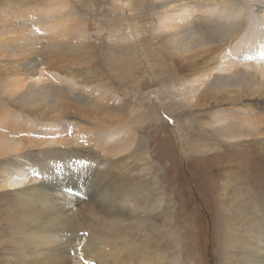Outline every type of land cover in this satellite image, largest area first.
Returning <instances> with one entry per match:
<instances>
[{"label": "rangeland", "instance_id": "1", "mask_svg": "<svg viewBox=\"0 0 264 264\" xmlns=\"http://www.w3.org/2000/svg\"><path fill=\"white\" fill-rule=\"evenodd\" d=\"M161 1L0 0V117L31 145L1 154L0 175L19 156L30 177L40 168L55 176L84 167L97 182L92 197L73 191L50 198L54 220L75 214L51 227L49 264H67L54 250L59 240L95 231L88 248L97 250L96 264H114L117 256L122 264L134 247L132 263L157 264L142 250L148 240L161 241L164 264H264V57H256L264 39L249 35L252 27L262 39L264 2L232 0L234 9L224 0H168L172 7L164 10ZM214 18L226 35L209 41L205 23ZM181 30V45H172ZM248 35L250 54L238 49ZM27 93L32 107L18 108ZM115 122L131 142L106 155L101 148L125 131L103 146L99 129ZM16 172L24 179L21 168ZM126 184L136 190L135 206ZM97 191L116 205H96ZM0 192V264H32L40 250L28 234L40 223L18 232L10 214L15 193ZM72 243L67 251L76 258Z\"/></svg>", "mask_w": 264, "mask_h": 264}, {"label": "bare ground", "instance_id": "2", "mask_svg": "<svg viewBox=\"0 0 264 264\" xmlns=\"http://www.w3.org/2000/svg\"><path fill=\"white\" fill-rule=\"evenodd\" d=\"M169 1H171V0H169ZM169 1L168 0H162L161 1L162 3L160 4L159 7L163 8L165 10L171 6V2H176L177 0H172L171 2H169ZM203 1L206 3H209L211 1L215 2L216 0H203ZM231 1L232 0H224V2H226V5H228L230 7L233 6L234 9L237 8L238 5H236V7L234 6L236 4V1H234V3ZM253 1H254V3H256V2L261 3V0H253ZM262 2H264V0H262ZM51 5H52V3H51ZM254 5H257V4H254ZM258 9H259V7H256V10H258ZM260 11L262 14H264V10H260ZM205 24H206V27L210 30L208 33V37H207L209 41H212V38L215 39L219 36H225L226 35V33L222 29L224 26V23L221 22V20H218V22H217V18H214L213 20H211V22L208 21ZM228 25H236L237 27H239L235 23H230ZM234 30H235V28H234ZM184 31H185V29H184ZM237 32L236 33L234 32L235 33L234 37L238 36ZM256 32H257V35L259 37L257 40V43H258L264 39V34H263L262 39H261L259 32L256 31V29L252 30V27H250V32H249L250 36L251 35L254 36L255 35L254 33H256ZM180 33H184V32H182V30L177 31V32L175 31L174 34L171 35V37H172L171 44L172 45H174V46H176V44L179 46L181 45ZM187 34L185 33L184 35L186 36ZM203 35H205V34H203ZM229 35H230V33H229ZM249 35H248V38H250ZM232 37L233 36H231V38ZM199 39L201 40V38H198V40ZM183 43H185V42H183ZM256 47H258V45ZM180 49H182V48H180ZM183 49H185V48H183ZM213 51H215V50H213ZM252 51L255 52V50L253 48H252ZM216 53H217V50H216ZM259 56H260V58H263L264 52L259 53L256 57L258 58ZM209 57H211V56H209ZM211 59L213 60V57H211ZM203 60H205V59H203ZM212 60H211V63H213V61H214V60L213 61ZM202 63L207 64V62H202ZM262 63H264V61ZM198 67H195L192 70L197 71L196 69ZM262 67H264V65ZM15 74H18V73H15ZM239 75H241V74H239ZM239 75L236 74L235 78L238 80H240V78H244L243 75L240 77H239ZM241 80L243 81L244 79H241ZM53 98L55 100L59 101V99L61 97L56 96ZM61 100H62V98H61ZM59 102L64 103L65 99L62 101H59ZM16 105L18 108H22V109L28 108V107L31 108L32 107L31 95L28 93L23 94V98L19 99L18 102L16 103ZM7 115H9V114H7ZM5 118H6V116H5ZM5 118L0 117V123L4 129V131L0 130V145H3V147L0 146V156H1V154L6 156L11 151H17L18 153H21L27 147V145L31 146L30 143L26 144L24 142V139H27V140H29V139L25 136H20L19 133L16 132V130H13V125H11ZM122 128H123V126L121 124L115 122V123H109V125H107V126H102L99 129L98 135L99 134H105L104 140L102 139L103 143L101 142L103 144V146L105 145L104 142L105 143L107 142L105 140L106 138L110 139V137H113L116 134H120V131H125V134L123 135V137L119 141L115 142L112 145V147H110V148L108 147V149H106L107 147L104 146L106 148H104V147L101 148L102 152H104L106 155L118 154V153L126 150L129 147V144L131 142V140L129 138L130 133L127 129L120 130ZM10 135L12 137H13V135H15V136L17 135L18 138L14 137L13 139H11ZM99 139L97 136V140H99ZM92 140L95 142L94 137L92 138ZM46 141H47V143L51 142V140H49V141L46 140ZM101 145H100V147H101ZM205 146H207V145L197 146V147H194V149H196V151L201 152V151H203ZM17 159H18V161H20V163H17V162L6 163L3 167V169H1L2 173L0 175V191L11 190L15 193L14 194L15 199L12 202L13 209L10 212V214L13 217V219L17 222L16 229L18 232H20L22 229H24L25 231L28 230L29 226L33 223H37V222L40 223L41 227H37V229L35 231L29 232V234H28L29 240L32 241L33 244H35L37 242L39 245V250H40L38 252V256L36 257V259H32L31 263L32 264H49V260L51 258L50 245L52 243V237H53V233H51V230H50L51 227L52 226H58V225L62 224V220L70 221L69 217L71 216V214H75L74 211H71L64 216L59 214V217L62 219L61 222L56 218L54 220L52 217V213H49L50 207L52 206V202L50 201V198H54V197L58 196L60 193H68L69 194V192H73V191H75V193L77 195L76 198H78V199L83 200L87 197H92V195L90 193L97 187V182H96L95 177H94V172L92 170H90V168H84L83 167L82 170L73 169V171H72L73 174H70V171H68L67 169H61V170H59L58 175L52 176L53 171L51 173H50V171H47L48 169L41 171V168H40L39 172H35V170H33L32 175L30 177L29 175H25V173L27 172V168L21 162L22 158L21 157L19 158V156H18ZM90 166H92V164H90L88 167H90ZM20 168L22 169V173H23L22 175H23L24 179H17L15 176V174H18V172L14 173L15 170H19ZM45 171H47V172H45ZM36 173L39 175H37ZM80 174H83V175L87 174L88 177H86L85 180L76 179V177L80 176ZM52 177L54 179H52ZM59 179H60V181H58V182H52V181H56ZM88 185H91L92 188L88 187ZM134 189L133 188L131 189L129 184H126L123 187V190H125L127 192V196H129L130 200L132 202H134V204H132V206H135L136 204L139 203L137 201V198H136V200L133 199L134 193H136L135 192L136 190H134ZM121 191L122 190H116L115 193H120ZM144 198H146V196H144ZM97 202H99L103 205H108V206H115L116 205L115 203L108 200L107 197H105L104 193H102V192L98 193V191L96 193V205H97ZM117 205L118 206H117L116 214L118 215L119 210L122 209L123 206H121L119 203ZM48 210H49V212H48ZM126 213L130 214V211L126 210ZM73 216L74 215L71 216L72 219L74 218ZM96 219H97V216L95 218V225H96ZM79 229L81 231H83L84 230L83 225H80ZM56 234H58V232H56ZM99 235H101V232H99ZM159 235H161V234H159ZM163 235L164 234H162L161 237H163ZM72 238L73 237H69L68 242L66 244L62 243L61 240H59V242H57L55 244L54 250L59 255V257L61 259H63L64 261H66L67 264H72V263L73 264H90V263L96 264L98 261L97 250L93 249V246H92L93 250H90V248H88V247H90L93 244L95 246V243L97 240V231L92 232L91 236L88 238H84V237H81L79 239L75 238V239H78L79 241L85 240L86 243L82 244V245H79L80 243L78 242V240H75V239L72 240ZM71 242H73L71 244V247L72 248L75 247L77 252H78L77 256H75L76 258H73L74 255H72V253L69 254L70 252L67 251V247L70 245ZM145 245H147L148 247L143 246L142 250H149V254L151 255V257L153 259L156 260L157 264H164V262L166 260V255H165L166 253H164V249H162L163 244L161 243V241L159 240L158 242L157 241L154 242L153 240H148V242H146ZM64 248H66L65 251H63ZM96 248H97V246H96ZM167 250H169V248ZM131 251H132V253L129 251L131 254L129 253L130 255L125 258L126 260L122 264H151V262L148 258H146V260L145 259H139L136 263H132L131 258H133L132 256H133V254H135V252L136 253L138 252V249L136 247H134V249L133 250L131 249ZM84 252L85 253H89V252L91 253V254L87 255V258H86L89 261V263L88 262H86V263L82 262V260L87 261L80 254V253H84ZM127 252H128V249H127ZM249 254L250 255H249L248 260H250L252 257L254 258L252 252H250ZM135 256H136V254H135ZM70 259L73 260V262L71 261L72 263H70ZM113 261H114V264H119L122 261V257L117 256L114 258ZM99 264H104V263H99ZM246 264H250V261H247ZM251 264H258V263H257V261H255V263H251Z\"/></svg>", "mask_w": 264, "mask_h": 264}, {"label": "water", "instance_id": "3", "mask_svg": "<svg viewBox=\"0 0 264 264\" xmlns=\"http://www.w3.org/2000/svg\"><path fill=\"white\" fill-rule=\"evenodd\" d=\"M244 39L245 40L243 41L242 45L240 47H238V49L241 48V52L242 53H248V54H250L251 52H254V51H251V50L248 49L250 46L251 47L254 46V40H253V38L252 37L251 38L245 37ZM232 54L234 55V59L236 57H239V55H238L239 53H237V52H234V53L232 52Z\"/></svg>", "mask_w": 264, "mask_h": 264}]
</instances>
